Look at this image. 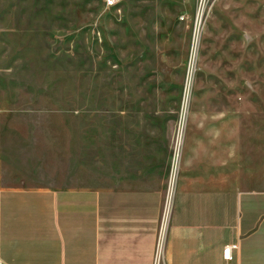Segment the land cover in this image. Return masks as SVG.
Segmentation results:
<instances>
[{
    "label": "rangeland",
    "instance_id": "374dc122",
    "mask_svg": "<svg viewBox=\"0 0 264 264\" xmlns=\"http://www.w3.org/2000/svg\"><path fill=\"white\" fill-rule=\"evenodd\" d=\"M106 2L0 0L5 162L35 186L141 168L169 193L208 140L264 190V0Z\"/></svg>",
    "mask_w": 264,
    "mask_h": 264
},
{
    "label": "crops",
    "instance_id": "0c3cea01",
    "mask_svg": "<svg viewBox=\"0 0 264 264\" xmlns=\"http://www.w3.org/2000/svg\"><path fill=\"white\" fill-rule=\"evenodd\" d=\"M215 145L185 142L169 193L168 176L141 168L90 188L30 185L0 149V264H264V190L235 184L241 162Z\"/></svg>",
    "mask_w": 264,
    "mask_h": 264
},
{
    "label": "built area",
    "instance_id": "2783aa9c",
    "mask_svg": "<svg viewBox=\"0 0 264 264\" xmlns=\"http://www.w3.org/2000/svg\"><path fill=\"white\" fill-rule=\"evenodd\" d=\"M117 3H118V0H107V2H106L107 7H109V8L115 7L117 5ZM237 249H238V245L227 246L224 249V259L229 261L231 259L232 251L237 250Z\"/></svg>",
    "mask_w": 264,
    "mask_h": 264
},
{
    "label": "bare ground",
    "instance_id": "6f19581e",
    "mask_svg": "<svg viewBox=\"0 0 264 264\" xmlns=\"http://www.w3.org/2000/svg\"><path fill=\"white\" fill-rule=\"evenodd\" d=\"M198 22H199V19H198ZM197 25H198V24H197ZM180 133H181V132H180ZM180 145H181V143L178 142V148H177V149H179ZM176 156H177V155H176ZM174 179H175V174H172L171 188H172V185L174 184Z\"/></svg>",
    "mask_w": 264,
    "mask_h": 264
}]
</instances>
